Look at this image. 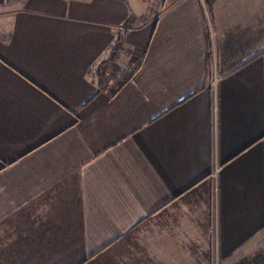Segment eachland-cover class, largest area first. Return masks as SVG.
I'll use <instances>...</instances> for the list:
<instances>
[{"label": "crops", "instance_id": "0c3cea01", "mask_svg": "<svg viewBox=\"0 0 264 264\" xmlns=\"http://www.w3.org/2000/svg\"><path fill=\"white\" fill-rule=\"evenodd\" d=\"M160 3L0 0V264H264V0Z\"/></svg>", "mask_w": 264, "mask_h": 264}, {"label": "rangeland", "instance_id": "374dc122", "mask_svg": "<svg viewBox=\"0 0 264 264\" xmlns=\"http://www.w3.org/2000/svg\"><path fill=\"white\" fill-rule=\"evenodd\" d=\"M156 0H126L130 7H134L136 11L138 10L140 14L144 15L145 17L150 13L149 9L152 8V4L155 5ZM162 0H159V3ZM170 0H167L169 2ZM161 5V3H160ZM140 15V16H141ZM134 248V247H133ZM132 248H130L131 250ZM143 250V248H142ZM123 256V258H120L119 260H116L115 264H154L153 261H149L146 257L145 252H136L135 250L133 251H128ZM155 262V261H154ZM156 263V262H155Z\"/></svg>", "mask_w": 264, "mask_h": 264}]
</instances>
